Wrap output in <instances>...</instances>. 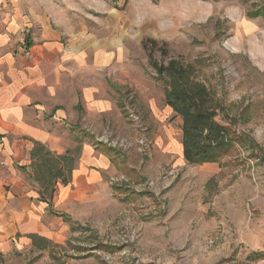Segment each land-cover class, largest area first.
I'll use <instances>...</instances> for the list:
<instances>
[{
    "label": "rangeland",
    "instance_id": "obj_1",
    "mask_svg": "<svg viewBox=\"0 0 264 264\" xmlns=\"http://www.w3.org/2000/svg\"><path fill=\"white\" fill-rule=\"evenodd\" d=\"M62 4L57 26L65 43L84 42L94 63L97 49L111 57L106 72L118 66L112 60L124 61L114 69L125 77L123 122L92 129V136L108 130L132 146L127 151L97 140L121 154L125 165L116 174L125 179L108 175L96 194L69 205L76 229L57 224L62 239L26 249L20 263L264 264L263 245L251 235L264 228L255 204L264 201V16H247L264 0H71L66 12ZM146 38L158 41L159 62L189 64L219 99L218 120L236 138L220 162L193 165L182 158V120L165 103V85L142 46ZM129 110L140 116L139 125ZM75 148L78 157L81 147ZM117 184L127 191H116ZM228 227L247 244L229 247Z\"/></svg>",
    "mask_w": 264,
    "mask_h": 264
},
{
    "label": "crops",
    "instance_id": "obj_2",
    "mask_svg": "<svg viewBox=\"0 0 264 264\" xmlns=\"http://www.w3.org/2000/svg\"><path fill=\"white\" fill-rule=\"evenodd\" d=\"M58 1L64 12L72 10L71 0H0V264H21L26 249L59 242L63 236L56 225L66 229L63 214L72 217L69 205L96 194L108 175L116 176L115 181L125 179L117 176L118 166L102 148L83 136L123 122L119 97L125 77L114 69L124 61L112 60L118 66L106 72L111 57L101 56L97 49L94 63L84 55V42L65 43L57 26ZM148 101L155 109L154 101ZM37 143L55 155L81 147L71 179L67 184L57 179L50 200L40 197L31 178ZM260 200L255 204L264 215ZM260 230L251 235L264 251V228ZM228 231L229 247L247 244L242 234L233 239L230 227Z\"/></svg>",
    "mask_w": 264,
    "mask_h": 264
},
{
    "label": "trees",
    "instance_id": "obj_3",
    "mask_svg": "<svg viewBox=\"0 0 264 264\" xmlns=\"http://www.w3.org/2000/svg\"><path fill=\"white\" fill-rule=\"evenodd\" d=\"M247 16L250 18L264 16V5L248 12ZM141 42L151 67L157 73V78L162 80L165 85L164 100L166 105L170 106L182 120L180 127L182 130V158L193 165L220 162L236 138L233 131L218 120L223 112L219 99L205 84L196 80L189 64L180 63L174 58L169 59L166 64L159 62L153 56L158 41L146 38ZM162 55H166L165 51H162ZM83 136L87 137L94 146H100L109 160L117 166L125 165V160L120 157L121 154L117 150L102 145L88 133L83 132ZM34 148L31 158L32 165L37 171L31 178L39 187L40 197L50 200L55 181L61 179L63 184H67L71 179L70 173L77 158L75 155L77 148L67 150L64 155H55L38 143ZM119 158L122 159L119 160ZM113 187L120 193L127 191V187L123 184ZM63 215L64 221L69 223L73 229L76 223L71 221L69 215ZM100 244L102 245V243Z\"/></svg>",
    "mask_w": 264,
    "mask_h": 264
},
{
    "label": "built area",
    "instance_id": "obj_4",
    "mask_svg": "<svg viewBox=\"0 0 264 264\" xmlns=\"http://www.w3.org/2000/svg\"><path fill=\"white\" fill-rule=\"evenodd\" d=\"M128 116H130V119L133 121L135 125H139L140 123V116H137L134 112L129 110ZM113 134L111 131L104 130L103 134L97 138V140L103 144H106L108 146H118L122 149H126L127 151L131 148V143L123 140H119L117 137H112ZM138 145H141V147L145 146V136L141 137L138 141Z\"/></svg>",
    "mask_w": 264,
    "mask_h": 264
}]
</instances>
